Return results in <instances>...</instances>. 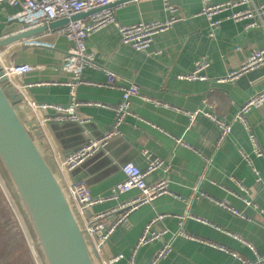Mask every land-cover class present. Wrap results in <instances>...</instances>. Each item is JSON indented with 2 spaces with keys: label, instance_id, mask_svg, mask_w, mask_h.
<instances>
[{
  "label": "crops",
  "instance_id": "1",
  "mask_svg": "<svg viewBox=\"0 0 264 264\" xmlns=\"http://www.w3.org/2000/svg\"><path fill=\"white\" fill-rule=\"evenodd\" d=\"M111 1L109 9L123 26L163 23L172 16L179 21L155 35L146 53L123 44L116 25H109L88 39V59L82 65L75 56L64 57L71 43L57 31L25 41L28 48L17 43L0 51L2 66L31 68L12 81L24 97L17 111L26 122L38 121L42 134L37 144L50 159L64 157L110 132L115 115L96 104L115 107L122 98L119 88L133 85L140 90V96L132 99L121 135L64 178L84 184L94 198L107 197L125 178L122 166L147 169L143 155L147 151L163 162L146 178L147 185L165 179L172 195L133 211L103 246L98 264L120 256L113 264H149L166 245L172 249L161 264L257 262V256L264 254V108L247 116L262 157L245 124L233 122L231 133L220 142L213 121L198 114L192 122L189 114L204 113L211 106L218 119L232 121L243 103L264 91V76L257 82L246 79L241 86L238 79L219 82L239 71L253 52L264 50L262 23L248 30L250 20L235 21L246 10L244 5L215 17L212 21H221L219 28L211 27L203 14L207 2L216 7L243 0H169L174 14L166 11L163 0ZM253 1L264 5V0ZM21 11L20 5L0 3V39L21 30L15 22ZM200 61L209 64L203 73L206 81L179 78ZM108 74L115 77L116 88L105 86L110 82ZM70 83L78 85L72 89ZM73 96L79 103L93 104L77 109L79 118L88 122L46 121L55 111L44 105L66 107ZM0 171L5 173L1 164ZM137 194L131 191L120 201ZM118 203L98 205L92 213L113 209ZM148 226L160 238L136 249ZM182 230L204 243L178 236Z\"/></svg>",
  "mask_w": 264,
  "mask_h": 264
},
{
  "label": "built area",
  "instance_id": "2",
  "mask_svg": "<svg viewBox=\"0 0 264 264\" xmlns=\"http://www.w3.org/2000/svg\"><path fill=\"white\" fill-rule=\"evenodd\" d=\"M3 1H7L12 6L20 5L22 7V11L15 17V20H17L20 24L21 30L38 28L41 26L48 27L54 21L61 19L70 20L74 15L102 9L101 11L90 15L84 20L70 21L67 26L57 30V33L60 37L67 39L71 43V50L69 52L79 60L81 65L82 62H87L88 59V39L93 34L99 32L109 25H116L121 34V40L123 44L132 47L138 52L146 53L150 47V44L152 43V38L155 35L169 30L176 22L179 21L178 18L172 16L168 21L163 23H154L153 25L138 23L132 26H123L118 22L116 23L113 12L106 8L112 3L111 0H0V3ZM163 1L166 11L174 14L176 9L170 5L169 0ZM239 5L246 6V10L244 13L236 16L235 21L250 20V24L246 27L248 30L251 28H258L261 23L264 27V5H256L253 0H243L239 3L216 7L210 6L207 2L204 6L205 9L203 14L206 15L210 21L211 27L219 28L221 21L212 20L220 14L227 12L231 8L237 7ZM208 66L209 64L207 62H197L194 66V70L191 73L181 75L179 78L183 79L184 81H206L207 78L204 77L203 73L208 68ZM2 67L4 73L7 75L9 81L12 84V81L15 78L27 74L31 69L28 65ZM262 67H264V50L255 51L245 60L239 71L230 73L223 80L219 79V82L225 80H237L241 78V76ZM108 76L110 77V82L105 86L116 88L114 84L115 77H112L110 74H108ZM80 84L88 85L90 83L82 82ZM75 85L78 84H69L72 89ZM119 90L121 92L122 98L121 102L117 106L105 107L96 104L97 106L103 107L114 113V123L110 132L103 134L99 138L90 139L83 147L72 151L64 157H54L56 166L60 170L63 178L64 176L73 173L93 156L105 150L111 139L121 135V127L125 123L126 119L131 115L130 108L132 99L140 96V90L138 87L133 85L119 88ZM92 105V103H79L73 96V102L69 106L63 107L44 105L43 107L46 110L49 109L55 111V115L46 121H53L57 123H86L88 122L87 120H82L79 118L77 109L81 106ZM262 108H264V91L257 93L256 95L249 98V100H247L245 103H243L239 107L238 112L233 116L232 121L218 119L217 116H215L212 112L213 107L211 106H209V110L204 113L198 111L197 113L189 114V116L192 122L198 114H202L213 121L219 127L221 134L219 139L220 142H222L231 133L233 122L237 121L245 124L248 131H250L251 139L256 144L257 155L262 157L263 152L256 142L254 128L249 124L247 119L248 113H250L252 110L258 111ZM143 155L147 160V169L142 170L133 164H126L122 166L121 169L125 178L112 189L111 193L107 197L94 198L91 195L90 190L84 184H73L66 182V179L64 178L67 195L70 201L73 202V206L77 212V215L82 221L84 229L91 238L93 246L98 252L99 256L103 246L108 242V240H110L109 238L112 236V234L119 227L128 222V217L133 211L143 205L151 204L160 197L172 195V193L169 191L168 181L165 179L159 180L155 184L147 185L146 178L155 173L158 169L162 168L163 162L158 158L153 157L147 151H144ZM4 186L6 189H8L5 185V182ZM131 191H137L138 194L128 201L121 202L120 197L130 193ZM108 202L119 203L113 209L95 214L92 213V209L94 207L106 204ZM16 205L18 206L17 203ZM89 212L91 214H89ZM162 218L163 217H161V219ZM21 219L24 223L23 218ZM178 236L192 241L203 242L191 237L183 230L178 234ZM159 238V235L152 232L151 226H148L141 236L136 249H138L140 246L156 241ZM29 246H32L35 250L34 252H31V254L33 253V255L35 254L34 257L36 256L39 258L40 255L36 251V249H39L34 245V241L32 239L29 241ZM248 247L255 252L254 247L250 245H248ZM171 249V245H166L160 249L149 264H161V261L169 255ZM135 254L136 252H134V255ZM121 259V256L113 258L109 264H113ZM243 264L252 263L244 262ZM253 264H264V254L258 255L257 262Z\"/></svg>",
  "mask_w": 264,
  "mask_h": 264
},
{
  "label": "water",
  "instance_id": "3",
  "mask_svg": "<svg viewBox=\"0 0 264 264\" xmlns=\"http://www.w3.org/2000/svg\"><path fill=\"white\" fill-rule=\"evenodd\" d=\"M131 1L135 0H121L116 4ZM101 10L4 36L0 39V51L17 43H24L28 48L26 42H33L48 31H57L70 21L84 20ZM36 46L41 47L33 45ZM64 55L73 56L70 52ZM263 76L264 67L258 68L241 76L237 84L241 86L246 79L257 82ZM23 101V95L9 81L0 61V164L32 230L34 245L45 264H98V252L67 195L60 170L54 159L48 158L37 144L42 134L40 124L36 120L24 121L17 111V105Z\"/></svg>",
  "mask_w": 264,
  "mask_h": 264
},
{
  "label": "trees",
  "instance_id": "4",
  "mask_svg": "<svg viewBox=\"0 0 264 264\" xmlns=\"http://www.w3.org/2000/svg\"><path fill=\"white\" fill-rule=\"evenodd\" d=\"M2 176L6 180L7 184L11 186L9 181H7L8 178H6V174L3 173ZM0 200L2 209L0 210V231L3 230L8 234L5 239L0 241V264H25L23 259L24 257L28 259L27 264H33V261L30 258V253L26 247V242L23 235L19 231L17 224L14 221L12 222L10 214L9 221L1 215V213L4 214L3 208L5 203L2 200V197ZM4 222L7 225V230L3 229ZM18 252L19 255H17Z\"/></svg>",
  "mask_w": 264,
  "mask_h": 264
},
{
  "label": "rangeland",
  "instance_id": "5",
  "mask_svg": "<svg viewBox=\"0 0 264 264\" xmlns=\"http://www.w3.org/2000/svg\"><path fill=\"white\" fill-rule=\"evenodd\" d=\"M2 174L3 173L0 171V176H1L0 177V199L2 197V200L5 203V206L3 208L4 209V214L1 213V215L3 216V218L8 219V221H9V218L11 216L12 222L14 221L17 224V226L19 228V231L21 232V234L24 237L25 242L27 243L26 247H27V249H28V251L30 253V258L33 261V264H45L44 261H43L42 254H40L41 252L39 250L36 249L37 253L40 255L39 258H37L36 256L34 257L35 254L34 255H33V253L31 254V252L35 251L32 246H29L30 239H32L34 241V236L31 233L32 230L28 226L27 219L25 218V216L23 214L21 206L18 204V202H17V204H18L19 207L15 203V201H17V199L12 193L13 192L12 191V187L7 184L5 179H3ZM2 180L5 182V185L7 186L8 189L5 188L4 182ZM8 190L10 191V193H9ZM0 210H2L1 209V202H0ZM9 214H10V216H9ZM21 218H23L25 225H24V223H23ZM6 226L7 225L4 222L3 229L7 230ZM25 227H26V232H25ZM7 236H8V234L5 231H3V230L0 231V241L2 239H5ZM17 255H19V252L17 253ZM32 255H33V257H32ZM13 258H15V257H13ZM23 259L25 261L24 263L27 264L28 259L26 257H24Z\"/></svg>",
  "mask_w": 264,
  "mask_h": 264
}]
</instances>
